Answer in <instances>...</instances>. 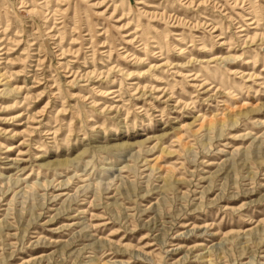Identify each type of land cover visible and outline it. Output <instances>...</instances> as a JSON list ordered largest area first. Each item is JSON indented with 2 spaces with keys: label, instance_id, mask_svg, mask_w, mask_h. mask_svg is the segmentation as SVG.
I'll return each mask as SVG.
<instances>
[{
  "label": "rangeland",
  "instance_id": "1",
  "mask_svg": "<svg viewBox=\"0 0 264 264\" xmlns=\"http://www.w3.org/2000/svg\"><path fill=\"white\" fill-rule=\"evenodd\" d=\"M0 264H264V0H0Z\"/></svg>",
  "mask_w": 264,
  "mask_h": 264
}]
</instances>
